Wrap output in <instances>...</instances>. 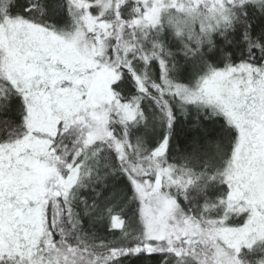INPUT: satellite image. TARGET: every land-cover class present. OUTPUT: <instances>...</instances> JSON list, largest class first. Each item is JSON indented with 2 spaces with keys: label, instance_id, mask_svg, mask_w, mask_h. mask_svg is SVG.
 Listing matches in <instances>:
<instances>
[{
  "label": "snow or ice",
  "instance_id": "obj_1",
  "mask_svg": "<svg viewBox=\"0 0 264 264\" xmlns=\"http://www.w3.org/2000/svg\"><path fill=\"white\" fill-rule=\"evenodd\" d=\"M0 264H264V0H0Z\"/></svg>",
  "mask_w": 264,
  "mask_h": 264
}]
</instances>
